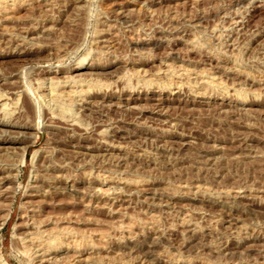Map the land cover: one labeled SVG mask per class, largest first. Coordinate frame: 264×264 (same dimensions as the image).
<instances>
[{"label": "rangeland", "instance_id": "374dc122", "mask_svg": "<svg viewBox=\"0 0 264 264\" xmlns=\"http://www.w3.org/2000/svg\"><path fill=\"white\" fill-rule=\"evenodd\" d=\"M0 118V264H264V0H0Z\"/></svg>", "mask_w": 264, "mask_h": 264}, {"label": "bare ground", "instance_id": "6f19581e", "mask_svg": "<svg viewBox=\"0 0 264 264\" xmlns=\"http://www.w3.org/2000/svg\"><path fill=\"white\" fill-rule=\"evenodd\" d=\"M84 61H85V60H84ZM83 64H84V63H83ZM52 90H53V89H52ZM51 92H52V91H51ZM53 93H54V92H53ZM49 94H51V93H49ZM57 94H58V93H57ZM42 96H43V95H42ZM42 96H41V97H42ZM58 96H59V95H58ZM60 96H61V95H60ZM42 99H43V98H42ZM4 105H5V104H4ZM6 117H7V116H6ZM6 117H5V118H6ZM5 118H4V119H5ZM0 119L3 120V118H0ZM1 120H0V125H2V126L28 128L26 125H24V126H20L21 124H19V125L17 124V125H18V126H17L15 123H14V124H15V125H14V124H12V123L9 122V121H1ZM6 120H7V119H6ZM38 126H39V125H38ZM6 132H7V131H6ZM0 136H1V135H0ZM3 139H4V138H3ZM8 140H9V141H12L11 138L8 139ZM17 140H18V139H17ZM17 140L15 139V141H17ZM0 141H4V140H0ZM6 141H7V139H6ZM21 141H23V140H21V139L18 140V142H21ZM7 219H8V218H7ZM4 222H5V221H4ZM3 224H5V223H3Z\"/></svg>", "mask_w": 264, "mask_h": 264}]
</instances>
